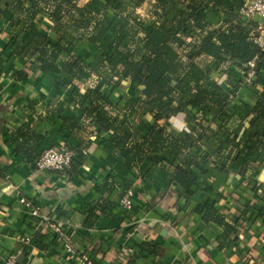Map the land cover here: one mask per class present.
Wrapping results in <instances>:
<instances>
[{
	"label": "trees",
	"instance_id": "16d2710c",
	"mask_svg": "<svg viewBox=\"0 0 264 264\" xmlns=\"http://www.w3.org/2000/svg\"><path fill=\"white\" fill-rule=\"evenodd\" d=\"M78 1L12 0L7 8L13 24V33L10 34L13 37L20 29L16 35L18 38L27 30L36 31L39 14L44 12L54 24L55 32L64 35L53 46L47 36L36 33L37 39L28 45L33 42L32 53L39 55L37 61L42 73L54 74L57 84L78 91L75 100L89 123L86 126L79 119L66 118L61 131L72 136L87 130L101 137L100 145L108 151V160L113 166V174L105 182V188H120L126 194L137 180L157 179L162 189L151 204L159 206L168 195L190 199L198 174L206 173L208 163L225 175L247 178L251 165L264 155V93L249 112L254 115L252 131L240 136L239 126H230L233 119L243 120V117L231 106L248 71V63L257 54L250 42L251 27L237 15L242 2L150 0L155 12L154 20L147 24L130 10L127 3L131 0H91L82 7L78 6ZM146 1L137 0L135 7L143 6ZM110 9L117 10L119 17L111 19L108 15ZM3 13L5 11L0 10V15ZM210 13H224L227 18L220 27L213 28L207 21ZM84 39L101 53L102 61L89 63L84 57L69 54L70 48ZM66 54H69L68 58L64 57ZM209 59L212 65L207 63ZM261 65L258 63L252 87L260 83ZM219 70L226 82L211 77ZM26 76V72H20L17 78L20 81ZM94 76L97 77L96 85L86 87ZM123 81H129L133 91L124 110L113 101L110 91L111 86L118 87ZM86 103H89L87 107ZM35 106L34 101L29 104L30 109L35 110ZM188 112L194 113L189 116L190 131L181 134L168 132L169 121ZM146 114L154 117L155 124L146 136L134 141V119L144 125L141 118ZM209 114L215 115L214 121L208 120ZM43 140L24 125L10 141L16 153L23 155L36 168L33 157ZM206 145H211V151L204 149ZM119 151L125 153L123 159L118 155ZM77 153L78 166L83 152L77 149ZM169 159L174 165L173 173L165 170L164 162ZM158 167L159 175L156 174ZM133 172L138 175L134 177ZM118 177L125 178V181H117ZM250 177L254 178V175ZM256 191L264 194V186H258ZM240 199L232 204L238 219L232 221L219 203H215L210 208L203 207L204 221L224 227L227 238L233 232L238 234L236 227L250 230L253 223L249 216L253 204L250 201L242 204ZM111 208L114 204L104 200L91 207L89 215L93 216L97 210L105 213ZM120 209L124 214L136 212L134 206L130 211L122 205ZM59 215L63 216V212L59 211ZM263 216L261 210L258 218ZM31 244L40 251L50 250L41 231H34ZM142 249L154 256L159 252L152 243H143Z\"/></svg>",
	"mask_w": 264,
	"mask_h": 264
},
{
	"label": "crops",
	"instance_id": "0c3cea01",
	"mask_svg": "<svg viewBox=\"0 0 264 264\" xmlns=\"http://www.w3.org/2000/svg\"><path fill=\"white\" fill-rule=\"evenodd\" d=\"M11 1L0 0V10L5 11L0 15V264L11 257H16L18 264H81L80 257H70L66 253L64 239L70 240L78 255L87 253L99 264H264V216L258 218L259 212L264 211V194L255 193V188L264 186V155L251 165L245 179L225 175L208 163L206 173L198 174L190 199L168 195L159 206L151 204L162 189L157 179L137 180L131 188L135 193L133 206L136 212L124 214L120 207L125 193L120 188H105V182L113 174V166L108 160V151L100 145L101 137L87 130L72 136L61 131L66 118L79 119L86 126L89 123L75 100L78 91L71 86L57 84L56 75L42 73L37 61L39 55L32 53L33 42L28 45L37 39L36 33L47 36L53 46L64 35L55 32L48 14L40 12L36 31L27 30L16 38L20 33L17 29L12 37L13 24L7 12ZM90 1L79 0L78 6ZM136 1L131 0L127 4L140 18L147 5L144 3L136 8ZM147 2L154 6L150 0ZM27 7L30 8L29 5ZM108 15L116 19L120 14L110 9ZM226 18L224 13H210L207 21L211 27L217 28ZM153 20L149 18L146 23ZM70 49L71 56L84 57L89 63L103 59L101 53L85 39ZM69 54L64 57L68 58ZM207 63L213 64L210 59ZM261 64L260 83L254 87L240 86L232 102V110L243 120L236 117L230 127L239 126L240 136L252 131L254 115L249 112L256 106L260 94L264 93V58ZM20 72H26L27 76L19 81L17 76ZM211 77L226 82L220 70L213 72ZM96 82L97 77L94 76L86 87H93ZM110 91L113 101L124 110L128 99L133 96L130 82L111 86ZM33 101L35 110L29 108ZM88 105L86 103L85 106ZM193 115V112H188L174 116L167 124L168 132H189V116ZM207 118L214 121L215 115L209 114ZM141 120L144 125L134 119V141L146 136L155 124L151 114L142 116ZM24 125L44 139L33 157L34 164L45 150L60 145H67L76 153L77 149L82 150L83 159L77 166V155L67 170L69 172L38 171L23 155L16 153L10 141ZM204 149L211 151L212 148L206 145ZM117 153L123 159L125 153ZM164 166L167 172H174L172 160L164 162ZM160 167L156 170L158 175ZM252 174L254 178L250 177ZM132 175L136 177L138 172ZM117 181L123 182L125 178L118 177ZM21 198L33 202L43 216L51 218L63 237L47 222L37 224L28 216L20 204ZM239 199L242 204L246 201L253 204L249 216L253 223L250 230L236 227L238 234L233 232L227 238L224 227L204 221V208L215 203H219L232 221L238 219L232 204ZM104 200L114 204V208L105 213L97 210L90 216L89 209ZM34 231L45 235L49 251H40L31 243L26 244L25 239H33ZM143 243H152L158 248V255L143 251Z\"/></svg>",
	"mask_w": 264,
	"mask_h": 264
},
{
	"label": "built area",
	"instance_id": "2783aa9c",
	"mask_svg": "<svg viewBox=\"0 0 264 264\" xmlns=\"http://www.w3.org/2000/svg\"><path fill=\"white\" fill-rule=\"evenodd\" d=\"M242 5L237 12L240 20L251 27L250 32V42L256 48L257 54L252 61L247 65L248 71L245 74L242 85L251 86L257 76V66L263 60L264 57V0H240ZM142 16V15H141ZM143 17V16H142ZM77 157V153L74 149L67 145L54 146L43 153L36 159L35 165L36 169L41 172H59L63 173L71 168ZM135 193L133 190H128L124 198L121 201V205L124 209L130 211L133 207V198ZM20 204L24 207L28 216L36 220L37 224L40 222L50 224L52 228L57 229V231L63 236L60 229L56 224H53L52 219L43 216L41 214L40 208L33 204V202L27 200L26 198L20 199ZM51 222V223H50ZM37 228V227H36ZM26 244L32 242L31 238L25 239ZM63 246L66 253L70 257H80L81 264H99L97 263L89 254L78 255L75 251L73 244L69 239L63 240ZM4 264H18L16 257H11L4 262Z\"/></svg>",
	"mask_w": 264,
	"mask_h": 264
},
{
	"label": "rangeland",
	"instance_id": "374dc122",
	"mask_svg": "<svg viewBox=\"0 0 264 264\" xmlns=\"http://www.w3.org/2000/svg\"><path fill=\"white\" fill-rule=\"evenodd\" d=\"M146 9L144 11V14H143V17L141 16L140 17V20L142 23H146L148 21V19L150 18L153 19L154 18V12H155V6L149 4L147 1H146ZM138 16V15H136ZM142 19H144L145 21H143ZM2 62V60H0Z\"/></svg>",
	"mask_w": 264,
	"mask_h": 264
},
{
	"label": "water",
	"instance_id": "95a60500",
	"mask_svg": "<svg viewBox=\"0 0 264 264\" xmlns=\"http://www.w3.org/2000/svg\"><path fill=\"white\" fill-rule=\"evenodd\" d=\"M51 35H52V37H54V33H52Z\"/></svg>",
	"mask_w": 264,
	"mask_h": 264
}]
</instances>
